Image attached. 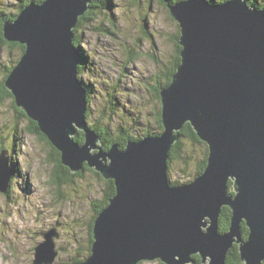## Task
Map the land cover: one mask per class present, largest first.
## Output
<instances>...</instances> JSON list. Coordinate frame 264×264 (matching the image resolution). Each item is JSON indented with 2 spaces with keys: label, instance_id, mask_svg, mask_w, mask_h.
I'll list each match as a JSON object with an SVG mask.
<instances>
[{
  "label": "water",
  "instance_id": "1",
  "mask_svg": "<svg viewBox=\"0 0 264 264\" xmlns=\"http://www.w3.org/2000/svg\"><path fill=\"white\" fill-rule=\"evenodd\" d=\"M93 0L32 1L5 38L26 45L6 80L16 104L38 123L73 173L86 163L116 184L97 216L91 254L81 264H226L235 243L244 264L264 261V9L249 0H163L180 27L181 63L162 89L164 131L108 150L86 119L88 89L75 32ZM190 122L209 147L206 169L172 185L169 158ZM84 131L86 141L75 140ZM10 151L0 152V190L12 181ZM233 181V193L229 182ZM225 206L229 230H219ZM250 229L243 239L242 225ZM56 227L36 247L35 264H52Z\"/></svg>",
  "mask_w": 264,
  "mask_h": 264
},
{
  "label": "rangeland",
  "instance_id": "2",
  "mask_svg": "<svg viewBox=\"0 0 264 264\" xmlns=\"http://www.w3.org/2000/svg\"><path fill=\"white\" fill-rule=\"evenodd\" d=\"M22 1L0 0V13L19 15ZM258 2L264 4V0ZM103 10L96 21L80 29L84 71L79 78L90 93L86 119L90 126L108 125L113 135L120 129L136 137L148 130L162 133L157 79L166 82L176 56L179 24L160 0H112ZM21 53L18 47L3 49L0 81ZM29 125L12 98L0 103V148L10 151L13 168L11 191L0 190V264H35L37 245L54 227L60 236L54 238L58 255L52 264H76L88 255L95 203L104 194L105 182L87 170L71 181L55 183L51 146L31 133ZM183 140L182 158L169 165V178L178 184L197 177L198 163L207 149L204 143Z\"/></svg>",
  "mask_w": 264,
  "mask_h": 264
},
{
  "label": "trees",
  "instance_id": "3",
  "mask_svg": "<svg viewBox=\"0 0 264 264\" xmlns=\"http://www.w3.org/2000/svg\"><path fill=\"white\" fill-rule=\"evenodd\" d=\"M32 1L42 3L44 0H23L21 3L20 11L22 9H24ZM137 1L138 0H133V2H137ZM160 1L162 3H165L163 0H160ZM171 1L173 3H175V2H178L181 0H171ZM210 1L215 3L212 0H210ZM223 1H225V0H220L219 2H223ZM111 2H112V0H93L92 3L90 4L91 8L84 15L80 16L78 24H77L76 28L74 29V32H76L74 43L76 46L79 47L80 50H81L82 44H83V39H82V35L80 33V29L84 25H87L89 23H93L94 21H96L98 16H99V13H102L104 11L103 9L110 7ZM249 3L251 5H254V6L260 8V9L261 8L264 9V4L259 3L258 0H249ZM20 11L18 13H20ZM0 15L3 16L2 13H0ZM17 16H18V14L14 15L13 17H10V15H9L5 19L0 18V55L2 54L3 49L7 48V46L18 47V48H20V50L22 52L21 56L19 57L17 62L12 67L8 68L7 74L5 75L3 80L0 81V103L4 100L8 99V98H12L13 101L15 102V107H16L18 113L20 114V116L28 119L29 124H30L28 126V130L31 133L37 134L41 138H44L47 140L48 144L51 146V149H52L49 160H50V162H53V165H54V175H53L54 179H53V181L55 183L60 185V184H62L63 181H65V182L71 181V179L74 176H82L85 173V171H87V170L94 172L97 176H99L101 179L104 180V182H105L104 194L95 203L96 212H95V215L93 217L91 228H90L91 237H90L89 249L87 251V253H88L87 257H88L91 254L92 245H93V241H94V239H93V228H94L95 220H96L97 216L100 214V212L109 204L110 199L116 194V192H117L116 191V184H115V181L113 179H109V180L105 179L100 172L91 168V166L88 165V163L85 164V166L83 167L82 170L78 171L77 173H73L68 166H65L63 164L62 159H61V155H62L61 152L56 147H54L52 145V143L47 139V136L40 130L38 123L36 121L32 120L26 114V112L23 109H21L17 106L13 93L6 86V80L9 76V74L11 73V71L14 69V67L19 63L22 55L25 53L26 45L18 43V42H10L9 40H7L5 38V34H4L5 22L7 20L8 21H14L17 18ZM114 20H115L114 18H112V20H111V22L113 24H115ZM108 31L110 32V34H113L112 31H110V30H108ZM179 37H180V32L178 33L177 36H175V38H176L175 45L177 47L176 56H175V59L172 63V67L170 68L169 73L166 74V77H165L166 82L163 84V82L160 81V79H157L158 85L156 88V92H157V97L161 102H162V96H161L162 89L165 86H168L169 84L172 83L173 76L176 73L178 66L181 63L182 45L179 42ZM82 53L83 52L80 51V58H81V63L84 64L82 62ZM82 64H80V66H79V74H82L84 71V70L82 71V69H83ZM88 101L90 102V93H88ZM87 115L89 116V110L87 112ZM159 124H160L161 130L163 131L164 125H163V120H162V109L159 112ZM91 127L96 129L97 132L101 135L102 141H103V147L105 150L110 149L112 147V145L115 143H119L121 148H125L130 140H134V139L140 140V139L144 138L145 136L159 135L161 133V131L152 132V131L148 130L142 137H136L132 134L127 133L124 129H120L117 134L113 135L111 130H110V127L108 125H105V124L102 125L99 122L92 124ZM180 133H181V137L175 143V145L173 146L172 151L170 153L169 165H171L173 160L182 158L183 153L185 151L184 140H183L184 138H187V139H189L195 143L206 144L197 135V132L195 131L193 125L190 122H188L184 126V128L180 131ZM75 140L77 142H79L80 144H84L86 141L85 132L79 131V133L75 136ZM206 146H207V149H206L205 156L202 159V161L200 163H198L197 176H199L200 174H202L204 172V170L206 169L207 164H208L209 147L207 144H206ZM4 149H7V148H5V146H2L0 148V152ZM178 183H179L178 181H171L172 185H177ZM229 186H230V191H233V181L232 180H230ZM9 191H11V189ZM231 220H232V210L229 206H225L221 212V215H220L219 230L221 233H224L227 230H229V228L231 226ZM242 226H243L242 231L244 233V236L246 239H248L249 228H248L246 222H243ZM87 257L81 258L80 260L77 261L76 264H81V262L83 260H85ZM193 259H195L197 264L202 263V257L198 254L193 255ZM143 262H140L139 264H142ZM162 264H164V263L162 262ZM226 264H244L242 261V258H241V254H240L238 245H234L233 248L228 253ZM263 264H264V261H263Z\"/></svg>",
  "mask_w": 264,
  "mask_h": 264
},
{
  "label": "flooded vegetation",
  "instance_id": "4",
  "mask_svg": "<svg viewBox=\"0 0 264 264\" xmlns=\"http://www.w3.org/2000/svg\"><path fill=\"white\" fill-rule=\"evenodd\" d=\"M7 15V16H6ZM10 15V17H13L14 15H12V14H4L3 16L2 15H0V18H2V19H5V18H7L8 16ZM1 19V20H2ZM159 79V78H158ZM239 246V245H238ZM199 255V254H198ZM194 260V262L193 263H191V264H197L196 263V261H195V259H193Z\"/></svg>",
  "mask_w": 264,
  "mask_h": 264
},
{
  "label": "bare ground",
  "instance_id": "5",
  "mask_svg": "<svg viewBox=\"0 0 264 264\" xmlns=\"http://www.w3.org/2000/svg\"><path fill=\"white\" fill-rule=\"evenodd\" d=\"M179 27H181L180 25H179ZM180 35H181V32H180ZM79 52H80V50H79ZM120 149H126L127 147H125V148H121V146L119 147ZM220 225V224H219ZM225 233V232H224Z\"/></svg>",
  "mask_w": 264,
  "mask_h": 264
}]
</instances>
